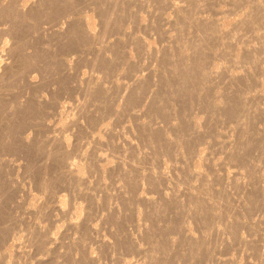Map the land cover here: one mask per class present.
Listing matches in <instances>:
<instances>
[{
  "label": "bare ground",
  "instance_id": "1",
  "mask_svg": "<svg viewBox=\"0 0 264 264\" xmlns=\"http://www.w3.org/2000/svg\"><path fill=\"white\" fill-rule=\"evenodd\" d=\"M0 63V264H264V0H0Z\"/></svg>",
  "mask_w": 264,
  "mask_h": 264
},
{
  "label": "rangeland",
  "instance_id": "2",
  "mask_svg": "<svg viewBox=\"0 0 264 264\" xmlns=\"http://www.w3.org/2000/svg\"><path fill=\"white\" fill-rule=\"evenodd\" d=\"M86 10H85V13H86V15H87V17L90 19V21L92 22L91 23V28H92V30L93 31H96V32H98L97 31V29H98V27H99V29L101 30V26H100V23L98 24V22H100V20H99V17H97L98 15H97V11L95 10V9H90V7H87V8H85ZM143 9V10H142ZM142 9H137V13H138V11H139V13H140V11H141V13L140 14H138V15H140L141 17H139V18H141L142 19V21L144 22H147V19L149 18L150 19V10H148L147 8H142ZM145 10V11H144ZM146 10H147V12H146ZM149 12V13H148ZM88 13V14H87ZM148 15H149V17H148ZM153 18V17H152ZM99 20V21H98ZM94 28V29H93ZM139 31V32H138ZM137 31V33L138 34H140V35H142V36H145V34H143V32L141 31V29L139 28V30ZM149 38H151V41L154 43V45H159V43L157 42L158 41V38L154 35V36H151V37H149ZM237 63V62H236ZM3 66V64H1L0 63V73L2 72V67ZM83 67V66H82ZM82 69H88L87 67H83ZM238 69V68H237ZM236 69V70H237ZM235 70V69H234ZM241 69H239V71H240ZM78 78H80V76L78 77ZM263 78V76H260V79H262ZM259 84H261V85H257V88H261L262 87V84H263V86H264V83H259ZM218 93L220 94L221 93V91L219 90L218 91ZM77 98V99H76ZM76 98H75V96L72 98V100L71 99H67L66 100V103H68V104H70V105H68V106H73L77 101L78 102H80V100L82 101V99H81V97H80V100H79V94H76ZM73 99H75V100H73ZM72 101H74L75 103H73ZM77 102V103H78ZM264 102V101H263ZM262 102V105L264 104ZM71 103H73V105L71 104ZM76 103V104H77ZM120 103H122V101L120 102ZM68 109H70L71 110V107L70 108H68ZM70 110H68L67 111V109H65V112H63V117H67V114L69 113V111ZM194 110L195 111H200L199 110V108H197V107H195L194 108ZM72 111V110H71ZM198 113H200L201 115L200 116H202V117H204L205 116V114H204V112H198ZM223 116V115H222ZM224 117V116H223ZM262 120V123H260L261 122V120ZM221 120V119H220ZM109 121V123H108V125L109 126H111L112 125V127H113V124H111V123H113L112 122V120H108ZM263 121H264V117L262 118H258L257 119V124H258V122H259V125H260V127H263L262 125H264V123H263ZM127 123V125H129L130 123L129 122H126ZM125 123V124H126ZM220 123H223V121L222 122H220ZM111 124V125H110ZM124 124V125H125ZM262 124V125H261ZM123 125V123L122 124H118L117 126H116V124L114 125V128H113V130H114V132H115V130L117 131V132H120V131H123V130H121L123 127H121ZM216 125H218V126H216V128L214 129L213 127H211V128H213L212 130H210V134H209V137H211L212 138V140L210 139L209 140V138H208V136L206 137V141H205V147H207V145L209 146L210 144H211V142L214 140V139H221V138H224L225 136H224V134L226 133L227 135H230L231 137L233 136V135H231L233 132H231L232 131V129L231 128H233V126H231V128L229 127V128H224L226 125H225V123H224V125H223V127H221L222 126V124H216ZM221 125V126H220ZM120 126V127H119ZM111 127V128H112ZM125 127V126H124ZM215 127V126H214ZM218 127V128H217ZM259 127V126H258ZM117 128V129H116ZM120 128V129H119ZM223 128L224 129H226V130H223ZM124 129V128H123ZM214 130V132H212L211 133V131H213ZM216 130H222L221 132L219 131H217L216 132ZM227 130H228V132L230 133H228L227 132ZM131 131V133H129ZM128 133H126V135H127V138H128V140L127 141H129V139L131 140V141H133V142H135V143H137V142H139L138 140H137V138H135V136H131V135H133L134 134V129L132 128L131 130H130ZM133 131V132H132ZM234 131V130H233ZM72 132H74V131H72ZM133 133V134H132ZM214 133V134H213ZM235 133V132H234ZM86 134V133H85ZM220 134V135H219ZM225 134V135H226ZM84 135V134H83ZM103 135V134H102ZM130 135V136H129ZM71 136H73L71 133H69V137H71ZM84 136H86L85 137V139H87L88 138V140L87 141H89L90 140V137H89V134H88V137H87V135H84ZM83 136V137H84ZM216 136V137H215ZM224 136V137H223ZM103 137L105 138L106 136L105 135H103ZM230 137V138H231ZM41 138L42 139H44L45 137L42 135L41 136ZM72 138H73V141H74V137H71V139L70 140H72ZM118 138V137H117ZM115 138L116 140H118L117 142L118 143H115V145L116 144H118V145H120L119 144V142L120 143H122L123 142V145L125 144L126 145V140H124L125 141V143H124V141H122L124 138L122 137V139H121V137L120 138ZM135 138V139H134ZM119 139H120V141H119ZM133 139V140H132ZM84 140V139H83ZM86 141V142H87ZM137 141V142H136ZM209 143H208V142ZM207 142V143H206ZM140 143V142H139ZM139 143H137L138 144V146L140 145L141 146V149L140 148H136L137 149V151H136V155H139V154H143L144 153V147L142 146V144H139ZM204 144H202V146H201V144L198 146V149H200V152H201V155L200 156H198L196 159H194L193 160V164H196L195 165V167H200V168H202V169H204V168H206V162H205V156H206V152L208 151V149H209V151L208 152H210L211 151V148H209V147H207V148H205L204 147ZM122 145V144H121ZM120 145V146H121ZM139 146V147H140ZM107 148V147H106ZM104 149V150H103ZM103 149H102V151H104L105 152V155L107 156V154H108V164H112V162H116L115 160H116V158L115 157H113V154H112V151H110L109 152V147L107 148L108 149V151H107V149H105V146L103 147ZM205 149V150H204ZM111 150V149H110ZM143 150V151H142ZM103 152V153H104ZM143 152V153H142ZM213 153H215L214 155H213ZM212 153V156L215 158H217V157H220L221 156V158H224L225 157V154L224 153H222V152H213ZM110 154H112V155H110ZM221 154V155H220ZM216 155V156H215ZM253 156V158L256 156V153L254 152L253 154H252ZM257 157V156H256ZM163 158H165V157H163ZM254 159H256V158H254ZM260 162V161H259ZM262 162V161H261ZM260 162V163H261ZM113 163V164H114ZM257 163H258V161H257ZM259 163V164H260ZM192 164V163H191ZM263 165V166H262ZM192 166H194V165H192ZM242 167H243V165H241ZM259 167H263L262 168V170L264 169V161H263V163L262 164H260L259 165ZM244 168V167H243ZM10 171V173H11V175L12 176H16L15 175V172L14 171H12V170H9ZM262 173H264V171L262 172ZM28 182H30V180L29 179H25V181L24 180H22V178L21 177H16V181L14 182V188H16L17 190H19V195H18V198H19V200H21V199H27V200H31V198H34V196H36V195H38V192H37V187H35L34 185H32V186H30L29 185V183ZM229 185V182L227 183V181H226V184H225V182H224V186L225 185ZM231 185V184H230ZM229 185V186H230ZM223 186V185H222ZM229 186L227 187L226 186V190L229 192V193H231V195H232V193H233V190H232V192H231V189H232V186H230V188H229ZM60 187V188H59ZM59 187H57V189H58V191H55L56 192V194L57 195H61V194H63V197H62V195L60 196V197H62L63 198V204L65 205V206H67V207H71V211H69V216L70 217H72L73 219H75L76 217L78 218L79 217V215H80V217H84L85 216V214H86V212H87V209H88V201L85 199V198H81V197H79V196H77V195H75L74 193L73 194H71V192L70 191H68L67 190V188H66V190H65V187L63 188V187H61V186H59ZM9 191V190H8ZM97 191H99V192H96V197H95V199H96V201H102L103 200V196H104V193L103 192H100V190H97ZM10 192V191H9ZM244 194L245 193H241V194H234L233 193V199L235 198H238V196H240V195H242V196H244ZM236 196V197H235ZM241 196V197H242ZM76 202V203H75ZM237 202V204H239V201H234V203H236ZM10 203H13L14 204V206H13V208H16L15 207V204L17 203V200L16 199H10V200H8V204H10ZM75 203V204H74ZM240 205H241V201H240ZM102 207V206H101ZM100 208V206L98 207V209H96V212H97V210H99V211H101L102 210V208H104V206L101 208V209H99ZM75 209V210H74ZM74 211H75V213H74ZM95 211V210H94ZM97 212L96 214H100V216H102L101 214H105L106 213V211H107V209H106V206H105V208H104V210H102V212L100 213V212ZM20 212H22V209L21 208H18V212H17V214H19ZM264 209L263 210H261V211H258V213L259 214H257L256 213V211L253 213V218H260V217H263L264 216ZM94 213V212H93ZM256 213V214H255ZM255 214V215H254ZM261 214H262V216H261ZM83 215V216H82ZM240 215L241 216H243L244 214H243V212H241L240 213ZM257 215V216H256ZM94 216V215H93ZM80 217L78 218V219H80ZM264 218V217H263ZM98 219H100V218H98ZM98 219H96L95 220V222L98 224L99 222H100V224H101V220H98ZM48 223V224H47ZM51 223V222H50ZM186 223H187V220H186ZM193 224V223H192ZM46 225H47V227H49L50 226V228L51 227H53V228H55V232H58V225L60 226L59 227V230H62L63 229V226L60 224V223H58L56 226H55V224H53V223H51V224H49V221L48 222H46ZM49 225V226H48ZM55 227H54V226ZM194 225V224H193ZM192 225V226H193ZM62 226V227H61ZM132 226V225H131ZM57 227V228H56ZM193 227H195V226H193ZM57 229V230H56ZM54 230V229H53ZM107 230V232L106 233H108V229H104V231H106ZM245 231V228H242V230H241V232H244ZM105 234V233H104ZM225 237H227L226 235H224ZM67 241V240H66ZM95 245L93 244V246L92 247H94ZM243 249L241 250V248H237V249H234V251L235 252H232L233 251V249L231 250V253H235L236 255H237V257L239 258L238 260H239V262L240 263H243V261L245 262V257H246V253H244L246 250H245V247H242ZM237 251H238V253H237ZM105 260H107V262H108V259L107 258H105ZM106 262V261H105ZM208 264H214V262H212V261H209L208 262Z\"/></svg>",
  "mask_w": 264,
  "mask_h": 264
}]
</instances>
